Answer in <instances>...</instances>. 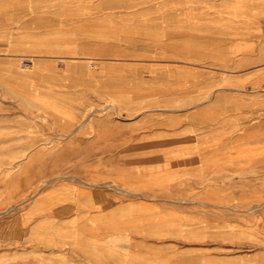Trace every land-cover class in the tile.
Here are the masks:
<instances>
[{"label":"rangeland","instance_id":"1","mask_svg":"<svg viewBox=\"0 0 264 264\" xmlns=\"http://www.w3.org/2000/svg\"><path fill=\"white\" fill-rule=\"evenodd\" d=\"M89 1L88 41L49 43L82 45L87 57L37 58L40 42L29 40L37 37L33 27H27L26 35L29 61L6 56L7 45L0 46V264L66 263L71 227L58 226L54 217L36 227L35 220L56 215L61 203H67L62 207L67 214L73 189L81 181L91 194L105 192L106 220L122 219V232L132 230L130 220L136 219L153 231L154 240L179 241L182 251L162 250L180 259L176 264L181 258L210 264L209 246L216 238L218 264H256L248 247L256 244L257 216L264 209V186L259 185L264 167L226 155L233 147L247 145L241 137L248 126L257 133V114L250 115V121L241 115L225 118L226 107L209 102L195 110V101L229 95L211 88L207 69L165 68L177 65L180 52H190L187 45L133 41L129 27H114L112 15L99 17L98 1L126 0ZM2 29L0 23V41L6 37ZM142 54L154 62L151 68L136 65ZM200 54L208 56L209 51L201 47ZM71 65L73 69L65 68ZM240 95L259 98L264 92ZM239 97L235 91L234 98ZM147 103L152 105L148 115L153 142L114 139L129 129L137 105ZM89 119L92 132L102 122L107 131L104 139L84 146L71 134ZM163 119L184 128L179 135L157 131ZM99 140L105 141L107 151H121L84 152L97 149ZM146 199L153 200L151 212L140 206ZM123 200L131 202L116 213L109 210Z\"/></svg>","mask_w":264,"mask_h":264},{"label":"crops","instance_id":"2","mask_svg":"<svg viewBox=\"0 0 264 264\" xmlns=\"http://www.w3.org/2000/svg\"><path fill=\"white\" fill-rule=\"evenodd\" d=\"M98 5L101 11L99 17L103 16L106 20L112 15L113 26L129 27L130 35L134 34L133 41L178 42L180 48L181 43L187 45L190 52H180L177 65L174 67L167 65L165 68L207 69L205 71L212 76L206 80L211 85L214 83L210 87L215 91H227L229 97L225 99L211 97L204 102H193L191 107H195V110L209 102L211 105L225 106L226 111L223 114L225 118L241 115L242 118L246 116L245 121H250L249 116L257 114V133L250 131L248 126L241 137L246 140L242 143L247 145L233 147L226 158L237 162H256L264 167V96L251 98L240 95L250 90L264 92V0H126L98 1ZM0 15L2 32L6 35L0 41V46L7 45L9 50L5 55L8 57L25 59L32 55L25 49L28 41L26 35L29 31L27 27H33V37L37 36L29 40L40 42L39 52L34 54L37 58L79 59L88 56V50L82 45L49 43L88 41L89 0H0ZM105 24L104 21L100 25ZM201 47L209 51L208 56H201ZM135 61L136 65L139 64V69H149L154 64L145 54L137 56ZM63 64L64 62L61 65ZM72 65L65 68L73 69ZM235 91L239 98H234ZM151 106L148 103L137 105L134 109L135 117L128 125L129 129L124 134L120 132L113 135V138L120 141L128 139L129 144L153 142L155 130L151 126V116L148 115ZM239 106L242 109L235 110V107ZM251 106L254 108H250ZM163 121L162 126L156 128L162 133L179 135L184 128L181 125L173 127L167 125L165 119ZM91 122L90 119L87 120L88 125L73 129L71 134L73 139H77V142L84 146L94 143L95 138L104 139L102 134L107 131L105 123L102 122L103 124L98 125L95 132H92L89 126ZM144 122L147 123L146 126L141 127ZM104 142L99 140L97 149H87L84 152L121 151V149L107 151ZM262 184L264 186V181L259 182V185ZM90 192V187L81 181L73 189L74 194L67 207V214L64 213L65 208H62L67 203H61L55 207L56 215H42L35 220L36 227H43L51 217L56 219L58 226L68 224L71 227L69 234H72V239L70 237L68 239L65 264H176L175 261L180 260L169 254L171 251L172 253L176 250L182 251L179 241L154 240L153 231L146 225L139 226L136 219L130 220L132 230L122 232L120 230L122 219L116 218L112 223L106 220L105 192L101 194ZM143 199L144 196L140 200ZM130 202L123 200L113 204L109 210L116 213ZM140 206L151 212L153 200L140 201ZM257 217L259 219L257 241L248 248L254 251L250 257L257 259L256 264H264V209L259 211ZM107 229L112 230L107 233ZM242 243L250 245L247 241ZM209 247L212 250L210 264H218L217 238ZM162 250L169 253L162 254ZM61 251L58 249L57 253H63ZM229 260L228 257L225 258L226 263ZM236 260L232 259L235 262ZM179 264H202V261L199 259L191 263L187 262L186 258H181Z\"/></svg>","mask_w":264,"mask_h":264},{"label":"bare ground","instance_id":"3","mask_svg":"<svg viewBox=\"0 0 264 264\" xmlns=\"http://www.w3.org/2000/svg\"><path fill=\"white\" fill-rule=\"evenodd\" d=\"M26 60H29L28 58H26Z\"/></svg>","mask_w":264,"mask_h":264},{"label":"built area","instance_id":"4","mask_svg":"<svg viewBox=\"0 0 264 264\" xmlns=\"http://www.w3.org/2000/svg\"><path fill=\"white\" fill-rule=\"evenodd\" d=\"M27 61H29V60H26V62H27ZM26 62H25V63H26Z\"/></svg>","mask_w":264,"mask_h":264}]
</instances>
